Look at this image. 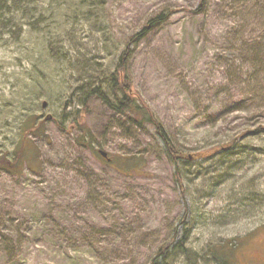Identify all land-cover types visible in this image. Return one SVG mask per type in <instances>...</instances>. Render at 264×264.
Listing matches in <instances>:
<instances>
[{
	"label": "rangeland",
	"instance_id": "rangeland-1",
	"mask_svg": "<svg viewBox=\"0 0 264 264\" xmlns=\"http://www.w3.org/2000/svg\"><path fill=\"white\" fill-rule=\"evenodd\" d=\"M36 5L0 42V156L27 159L0 170V264H264V0ZM127 51L180 181L152 124L74 112Z\"/></svg>",
	"mask_w": 264,
	"mask_h": 264
},
{
	"label": "trees",
	"instance_id": "trees-1",
	"mask_svg": "<svg viewBox=\"0 0 264 264\" xmlns=\"http://www.w3.org/2000/svg\"><path fill=\"white\" fill-rule=\"evenodd\" d=\"M36 11V0H0V42L4 43V45L9 42L17 43L24 34V25H32L33 22L31 23L30 20L35 19ZM164 19L165 16L160 13L156 15L150 23L151 25H155L164 21ZM26 21H29V23ZM145 31L146 28L135 37L133 43H136L144 35ZM128 54V51L122 53L114 71L100 80L97 86L89 91V94L87 93L86 98L81 101L80 107L75 109L74 112L75 114H80V112L83 111V108L86 107L85 99L87 100L89 97L93 96L116 113L122 115L133 114L136 117L135 119L137 120L136 123L138 125L144 123L152 124L155 128V132L164 145L167 156L175 166V178L180 181L179 161L186 159L187 156L181 154V152L175 148L172 139L162 124L155 118L153 113H151L150 109L138 98L132 95L130 82L124 74L125 60ZM37 123L36 120H33L26 124V133L24 132V135L35 133L38 126ZM24 139H26L25 136ZM20 146L21 145L18 144L15 148L12 157L7 158L4 155L0 156V170H16L17 167H21V164L27 161V159L24 158L23 149ZM217 149L220 150L223 148ZM120 166L121 167L118 168L123 171V168L125 167H122V165ZM179 245L181 246L182 244L180 243ZM225 246L227 245L220 247V249H225V252H222L221 256H219V253L214 256L216 259L222 258L223 263L228 264V262H230L228 258L229 252ZM162 251L163 250L161 249L160 255L163 254ZM195 262L197 261L195 260Z\"/></svg>",
	"mask_w": 264,
	"mask_h": 264
},
{
	"label": "water",
	"instance_id": "water-1",
	"mask_svg": "<svg viewBox=\"0 0 264 264\" xmlns=\"http://www.w3.org/2000/svg\"><path fill=\"white\" fill-rule=\"evenodd\" d=\"M43 105H44V104H43ZM99 154H100L102 157L107 158V154H106L105 152H103V151H99ZM108 161H109V159H108Z\"/></svg>",
	"mask_w": 264,
	"mask_h": 264
}]
</instances>
